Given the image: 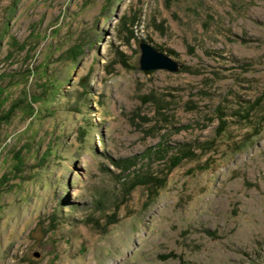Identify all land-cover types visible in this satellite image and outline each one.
Masks as SVG:
<instances>
[{
    "label": "rangeland",
    "instance_id": "374dc122",
    "mask_svg": "<svg viewBox=\"0 0 264 264\" xmlns=\"http://www.w3.org/2000/svg\"><path fill=\"white\" fill-rule=\"evenodd\" d=\"M0 264H264V0H0Z\"/></svg>",
    "mask_w": 264,
    "mask_h": 264
},
{
    "label": "water",
    "instance_id": "95a60500",
    "mask_svg": "<svg viewBox=\"0 0 264 264\" xmlns=\"http://www.w3.org/2000/svg\"><path fill=\"white\" fill-rule=\"evenodd\" d=\"M142 58L141 65L146 71L156 70V69H166L170 71H177L179 65L170 55L161 52L148 44H142Z\"/></svg>",
    "mask_w": 264,
    "mask_h": 264
},
{
    "label": "trees",
    "instance_id": "16d2710c",
    "mask_svg": "<svg viewBox=\"0 0 264 264\" xmlns=\"http://www.w3.org/2000/svg\"><path fill=\"white\" fill-rule=\"evenodd\" d=\"M161 52H163V50L159 49ZM168 52H170L171 54H174L175 52L173 50H169Z\"/></svg>",
    "mask_w": 264,
    "mask_h": 264
}]
</instances>
